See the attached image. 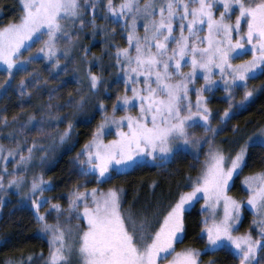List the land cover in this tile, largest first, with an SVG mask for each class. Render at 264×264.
<instances>
[{"label":"snow or ice","instance_id":"snow-or-ice-1","mask_svg":"<svg viewBox=\"0 0 264 264\" xmlns=\"http://www.w3.org/2000/svg\"><path fill=\"white\" fill-rule=\"evenodd\" d=\"M21 4L23 12L19 21L0 28V62L7 65L9 74L13 67L21 70L25 63L21 60L23 51L30 50L44 36H47L44 46L27 62L39 58L40 53L48 58L55 56L59 40L73 39L65 22L75 27L78 21L81 29L86 24L96 26V0H21ZM218 5L223 9L219 16L216 15ZM105 7L104 19L109 18L108 14L113 22L124 18L127 47L116 50V62L125 75V92L117 97L112 114H105L92 140L78 154L86 157L80 161L87 165L81 174L98 173V181L111 179L114 173L126 171L146 157L153 161L168 159L174 155L177 141L198 145L200 140L193 139L189 129L200 126V121L208 131H216L208 125L211 110L203 96L210 88L195 89V104L189 97V85L198 70L202 71L206 84H212L213 69H219L225 78V90L243 86L244 99L253 95L248 90V80L255 78L257 70L264 73V0H120L118 5L114 0H106ZM89 9L93 15L86 21L84 17ZM138 21L143 22V34L137 30ZM249 51L250 60L231 63ZM184 67L191 70L184 72ZM100 79L90 73L91 87L96 88ZM129 91L131 96L127 94ZM137 106L138 112L132 115L130 109ZM100 107L103 109V104ZM118 108H123L126 114L117 117ZM223 115L229 116L227 109ZM32 119L29 117V121ZM110 123L116 125L117 139L105 143V126ZM70 129L71 124L60 136L61 141ZM204 142L209 144V150L199 174L190 178L191 191L179 194L162 219L156 221L158 227L146 217L138 218L131 211L127 214L121 211V189L110 188L107 192L98 188L90 192L77 189L71 196L69 210L76 214V219H85L87 227L80 228L70 244L66 237L71 230L59 222L60 205H51L58 216L55 224H49L39 214L42 203L47 201L33 200L37 219L44 222L43 230L51 233L45 264H73V256L76 264H200L201 250L177 251L175 247L185 235V206L198 193L203 194L206 204L213 209L211 223L205 218L202 229L208 241L205 250L230 244L239 264H256L258 251H264V219L257 222L262 240L253 239L251 234L233 235L242 202L227 194L229 181L246 165L247 142L234 156L225 155L209 140ZM259 143L264 146V134ZM33 148H28L27 157L20 155V163L31 159ZM3 151L0 145V152ZM14 155L8 150V157ZM4 171L7 172L6 167ZM3 180L4 176H0V187ZM22 180L15 177L8 184L19 187ZM43 183V180H33V194L44 191ZM244 184L248 189L247 204L264 216V173L245 177ZM221 203L223 218L217 220L215 209ZM27 259L32 261L31 256Z\"/></svg>","mask_w":264,"mask_h":264},{"label":"trees","instance_id":"trees-1","mask_svg":"<svg viewBox=\"0 0 264 264\" xmlns=\"http://www.w3.org/2000/svg\"><path fill=\"white\" fill-rule=\"evenodd\" d=\"M96 2L98 4L96 26L86 24L83 29L79 28L78 50L81 57L80 65L89 75L92 73L101 78L95 90L90 83L78 78V72L74 67L67 68L64 73L61 70L51 71V66L44 67L42 63L34 62L25 71L15 73L11 82H8L6 75L0 72V123L5 122V118L7 123H16L13 128L4 127L6 130L0 135V142L10 141L13 145L17 143L14 153L19 155L26 151L27 145H24L21 132L26 130L31 133L47 117L49 119L46 122L52 125L51 128L57 131L59 129L61 133H64L71 124V129L64 140L61 141L62 134L57 132L54 135V144L47 150L44 149L40 153L43 157L39 159L41 156L39 155L35 161L33 174L39 181L46 182V189L35 194L27 205L9 194L0 205V264H45L49 244L43 235L44 222L37 219L38 213L32 203L33 200L47 201L42 203L39 214L46 217L47 223L55 224L57 222L56 220L53 223L55 214L51 210L49 212L51 205L58 204L64 208L77 189L84 191L98 188L102 192H107L110 188L121 189V209L125 214L131 211L138 218L146 217L154 226H158L156 221L162 219L168 206L178 199L180 193L191 190L190 178L194 179L204 164L205 158L202 156L201 160L197 161L199 165L196 169L189 172L182 167L170 180L153 175V170L146 167L113 174L111 179L100 181L96 179L98 173L81 174L82 164L79 157L82 155L78 154L92 140L105 114H109L108 109L114 104V96L121 91L122 85H125L124 71L116 62L117 47H127L124 20L120 18L118 22H113L111 14H108V19H104L107 11L106 0ZM119 3L120 0H114V4ZM21 12L19 0H0V28L19 21ZM92 15L93 12L89 9L85 20H91ZM74 39L76 40V33ZM36 64L40 66L36 68ZM248 88L255 92L250 102L236 106L240 109L233 113L229 120H224V128L218 135V139L222 137L220 149L225 155H234L251 136L264 127V73L250 79ZM213 97L211 100L213 104L218 100L222 105L226 103L225 100ZM243 98V91L240 90L238 100ZM101 104L104 106L103 109L100 107ZM29 117L33 119L29 121ZM109 137L113 139L115 136ZM233 138L236 139L235 143L228 144L227 140ZM256 160V168L262 169L264 152L257 154L253 146L248 147L246 166ZM233 196L242 203L245 201L242 192ZM243 209L246 216L248 213L244 206ZM67 213L66 210L61 215L62 225ZM201 214L198 205L185 213V235L182 242L178 243L177 250L185 248L201 250L200 264L234 262L232 254L224 249L205 250L206 244L200 238L203 228ZM69 220V223L64 222L63 227L70 226V233L76 235L83 225L74 218ZM29 256L32 257L31 262L27 259Z\"/></svg>","mask_w":264,"mask_h":264},{"label":"rangeland","instance_id":"rangeland-1","mask_svg":"<svg viewBox=\"0 0 264 264\" xmlns=\"http://www.w3.org/2000/svg\"><path fill=\"white\" fill-rule=\"evenodd\" d=\"M141 2H143V0H141ZM19 6L23 12L21 0H19ZM222 10H223L222 7H220L218 5L217 9H216V15L219 16V12ZM22 12H21V15H22ZM122 19L124 20L123 17H122ZM232 20L234 22L235 14L232 15ZM65 23L68 25V30L71 33L73 39H71V40H65V39L59 40L57 42L58 51H57L56 55L53 56L52 58H48L43 53H40L39 58L34 59L31 62H27V60L30 56H36L38 50L44 46L43 41L47 39V36H44V37H42L41 40L33 43L30 50L23 51L21 60H23L25 63L23 65H21V70H18L17 67H13V69H11V74H9V70L7 69V65L4 64L3 62H0V72L4 73L6 75L8 82L12 81L15 73H17L18 71H25L26 69H28L30 67V65L32 63L40 62L44 65V67L51 66L52 67L51 71L61 70L64 73H66L67 68L72 69V67H74L76 72H78V78L91 84L90 75L80 65V63H81L80 58L81 57H79V55H78L79 31H80L79 30V28H80L79 22L77 21L75 27H73L70 22H65ZM142 23H143L142 21H138V29L137 30L141 34H143ZM74 33H76V40L74 39ZM203 34H206V33H202V35ZM234 39H235V36H234ZM245 47L247 48L248 46L246 45ZM65 51H67L66 56L64 55ZM250 59H251V52L249 51V52H247V54L240 55L239 57L233 59L231 61V63L240 64V63L247 61V60H250ZM57 60L59 61L58 64H57ZM70 62H73V63L70 64ZM18 65H20V61H18ZM38 65L40 66V64H36L35 67ZM190 70H191L190 67H184L182 69V71H184V72H189ZM213 73H214V75L212 76V80L214 81V83L206 84L202 71L198 70L197 77L195 78L194 82L189 85V88L191 89V91L189 92V97H190L192 103L195 104V102H196L195 89L196 88H210V91L206 90L203 92V96L206 98L207 106L211 110V116L209 118L208 125L210 128L215 129L216 131L215 132L208 131L203 126L204 122L200 121L199 122L200 126H196V127L189 129L191 137L193 139H199L200 140V143L198 145H184L183 141H177L176 142L177 147L174 149V155H170L168 159L163 160V161H161V160L153 161L151 157H146L143 161H139L137 165L130 167L126 171H130L132 169H139L141 167L151 168L153 170V175L159 176L160 178H163L166 180H170L171 177L174 174H176L182 167L187 169L189 172H192V170L197 168V166L199 165V163L197 161L201 160L202 156L205 158L206 154L209 150V144L205 143L204 142L205 140L211 141L212 145L214 147H217V148L221 147L222 137H220L218 139V135L220 134V132L224 128L223 127L224 126V120L228 119L233 113L235 114V112H237L240 109V107H236V106H238V105L242 106L245 103L250 102L252 96L248 97L247 99L243 98L244 100L243 99L238 100L239 91L240 90L243 91V97H244L246 89L243 86H240V87L233 86L230 91H226L225 90V82H224L225 78H222V75H221L219 69H213ZM260 73L261 72L259 70H257V74L255 77H257ZM44 76H46V75L44 74ZM124 80H125V75H124ZM249 80L247 82V85L249 84ZM99 83H98V85H99ZM123 84H124V81H123ZM98 85H97V87H98ZM96 88H93V90H95ZM124 88H125V85L124 86L122 85L121 91H118L117 94L114 96V98H115L114 104L117 103V97L124 94V92H125ZM248 90H250V89L248 88ZM219 92H223V94L221 95ZM254 93L255 92L253 91V94ZM127 94L129 96L132 95V93L130 91ZM213 96H216L217 99L225 100L226 103L224 105H222V103L219 102V100H218L213 104L211 101L214 98ZM113 105L111 107H109V109H108L109 114L108 115L112 114ZM229 105H231V107H229ZM228 108H230V109H228ZM120 109L122 111H120ZM226 109L229 110L228 111L229 112L228 117H224V115H223V113ZM137 112H138V106L136 108L130 109V113L132 115H135ZM125 114L126 113H125L123 108H118L115 112V115L117 117L125 115ZM47 119H49V117H47L46 120ZM46 120H44L43 123L39 124V126L34 131H32L31 133H28L26 130H24L23 133L21 132V134L24 137V145H27V146L25 147L26 151L20 153L19 155H17L15 153L14 156L8 157V150H12L14 152V149L16 148L17 143H14V145H13L10 141L7 143H1L0 142V145H2L3 149H4L3 152H0V176H4L3 187H0V205H2L3 202L6 200V195H8V194L14 196L16 200H20V202H23L25 205H27L28 202L32 200L33 196L39 192V191H36L33 194L32 187H31L34 179L39 181V178L33 174L34 173L33 168L35 165V161H36L37 157H39V155H41L39 157V159H41L43 157V154H40V153H42V151H44V149L47 150L51 145L54 144V139H55L54 135L57 134V132L61 133V131H59V129L57 131L55 128H51L52 125L50 126V124H48L46 122ZM14 125H16L15 122L0 123V126H1L0 127V135L2 134V132H4L6 130V129H4V127L7 126V128H13ZM225 125H226V123H225ZM124 130L126 131L127 129L125 128ZM116 132H117V128H116L115 124H111V123L107 124L105 126V135L103 136L104 142L107 143L111 140H114V138L117 139ZM61 134H63V133H61ZM262 134H264V127L259 132H257L253 136H251V138H252L251 140L247 141V149H248V147L253 146L254 150H255V152H257V154L264 152V146H262L259 143V139L261 138ZM110 135H113L115 137L113 139H109ZM235 140L236 139H234V138L227 140V143L232 145L235 143ZM223 144H224V141H223ZM33 145H35L34 148H33ZM28 148H33V151L31 154V159L27 160L24 163H20L19 161H20V155L21 154H23L25 157H27L29 155ZM3 157H8V159L5 160ZM256 158L258 160L259 156H257ZM84 159H86V157H84V156L79 157V161L84 160ZM245 160H246V155H245ZM257 160L254 163H249L248 167L246 166L247 165L246 164L242 170L238 171V174L233 175L232 180L229 181L230 186H229L227 194L230 197L234 198L233 195L235 193L239 194L242 192L244 194V200H245L242 203V206L240 209L239 219L234 222L233 235L239 236V235H244V234H251L253 239L262 240V238L259 235V224L257 222L260 221L261 219H264V216H261L256 210H254L250 205L247 204L248 189H247V186L244 184L245 177H248V176L254 175V174L264 173V167L262 169L256 168L255 164L257 163ZM204 161H203V163H204ZM5 167L7 168V172L4 171ZM81 167L87 168V165L85 164V165H82ZM246 167H247V169H246ZM126 171H120L119 173L126 172ZM15 177H22L23 178L22 183L20 184L19 187L15 186V185L10 186L8 184V181L10 179L15 178ZM41 186L44 189H46V182H44ZM87 191L90 192L91 190H87ZM188 191H191V190L189 189L185 192H188ZM81 192H83V191H81ZM70 199H71V197L69 198L66 206L64 207L68 212L64 222L67 221L69 223L70 222L69 219L74 218L76 221H79L80 223H82L83 228H86L87 227V221L83 218L76 219V214L69 210ZM90 201H91V197H89V202ZM196 205L199 206V209L202 212L201 215L203 216V218H202L201 222H202V226L204 228L205 227V225H204L205 218H208L209 223H211V216H212L213 209L208 207V205L206 204L205 199L203 197V194L198 193L197 197L194 198L193 201H191L188 205L185 206L186 207L185 213L187 211L191 210L192 208H194ZM243 206L245 208V211L248 213V214H246V216L244 213ZM121 207H122V204H121ZM64 208L60 207V212H59V222L60 223H61V219H60L61 215L66 211V210H64ZM50 210L55 214V218L53 219V223H54L57 220L58 213H57V211L53 210L52 208L49 209V212H50ZM121 211L123 213H125V211H123L122 209H121ZM215 212H216V219L217 220L223 218V204L222 203L215 209ZM80 213H81V217H82L83 204H81ZM185 213H184V215H185ZM64 222H63V225H64ZM247 224H248V226H247ZM61 225H62V223H61ZM69 227L70 226L66 227L65 229L68 230ZM70 230H71V227H70ZM43 235L49 244L51 233L43 231ZM76 235H73L72 233L68 234L66 237L68 240V243L72 244L74 242V240L76 239ZM200 238L207 245L208 241H207L206 234L201 232ZM262 242H264V241H262ZM227 243L228 242H226V244ZM178 245H179L178 243L175 245L176 250L178 249ZM219 249H224V250L228 251L234 257L235 261L228 263V264H239V260H238L237 256L235 255V249L230 244H228V247H221V248H216V249L208 248V250H211V251L219 250ZM177 251H181V250H177ZM169 258H171V257H169ZM73 264H76V257L75 256H73ZM256 264H264V251H258L257 256H256Z\"/></svg>","mask_w":264,"mask_h":264}]
</instances>
